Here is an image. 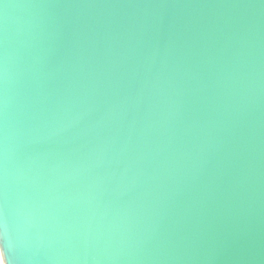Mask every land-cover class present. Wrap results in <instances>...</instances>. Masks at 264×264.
Listing matches in <instances>:
<instances>
[{
	"label": "water",
	"instance_id": "95a60500",
	"mask_svg": "<svg viewBox=\"0 0 264 264\" xmlns=\"http://www.w3.org/2000/svg\"><path fill=\"white\" fill-rule=\"evenodd\" d=\"M9 264H264V0H0Z\"/></svg>",
	"mask_w": 264,
	"mask_h": 264
},
{
	"label": "clouds",
	"instance_id": "9594fccd",
	"mask_svg": "<svg viewBox=\"0 0 264 264\" xmlns=\"http://www.w3.org/2000/svg\"><path fill=\"white\" fill-rule=\"evenodd\" d=\"M0 248L3 250V257L9 264V250L7 245V223L5 220L0 219Z\"/></svg>",
	"mask_w": 264,
	"mask_h": 264
},
{
	"label": "snow or ice",
	"instance_id": "6c2138e0",
	"mask_svg": "<svg viewBox=\"0 0 264 264\" xmlns=\"http://www.w3.org/2000/svg\"><path fill=\"white\" fill-rule=\"evenodd\" d=\"M0 264H7V260L3 257L2 248H0Z\"/></svg>",
	"mask_w": 264,
	"mask_h": 264
}]
</instances>
